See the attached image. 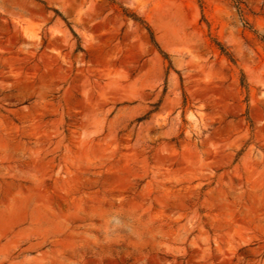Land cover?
<instances>
[{
	"label": "rangeland",
	"instance_id": "obj_1",
	"mask_svg": "<svg viewBox=\"0 0 264 264\" xmlns=\"http://www.w3.org/2000/svg\"><path fill=\"white\" fill-rule=\"evenodd\" d=\"M238 1L0 0V264H264V0Z\"/></svg>",
	"mask_w": 264,
	"mask_h": 264
},
{
	"label": "trees",
	"instance_id": "obj_2",
	"mask_svg": "<svg viewBox=\"0 0 264 264\" xmlns=\"http://www.w3.org/2000/svg\"><path fill=\"white\" fill-rule=\"evenodd\" d=\"M235 2H236V5L238 6V8L239 9H241V2L240 1H238V0H235ZM130 16H132L134 19H136V20H138L139 18H137V16L135 15V14H133V15H130ZM148 30H149V32H150V35H151V39H152V42L160 49V51H161V53L163 54V56L165 57V58H168L169 56H168V54L166 53V52H164L161 48H160V46H159V44H158V42H157V40H156V37H155V34H154V32H153V30L151 29V27L150 26H148Z\"/></svg>",
	"mask_w": 264,
	"mask_h": 264
}]
</instances>
